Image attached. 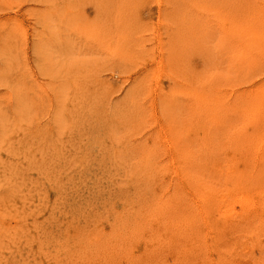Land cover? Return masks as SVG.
<instances>
[{"label":"rangeland","instance_id":"obj_1","mask_svg":"<svg viewBox=\"0 0 264 264\" xmlns=\"http://www.w3.org/2000/svg\"><path fill=\"white\" fill-rule=\"evenodd\" d=\"M263 34L264 0H0V264H264Z\"/></svg>","mask_w":264,"mask_h":264},{"label":"bare ground","instance_id":"obj_2","mask_svg":"<svg viewBox=\"0 0 264 264\" xmlns=\"http://www.w3.org/2000/svg\"><path fill=\"white\" fill-rule=\"evenodd\" d=\"M242 1H243V0H242ZM232 2H233V1H232ZM222 3H223V2H222ZM235 3H236V2H235ZM207 4H208V2H207ZM237 4H238V3H237ZM224 5H225V4H224ZM207 7H208V6H207ZM209 7H210V6H209ZM213 7H214V6H213ZM226 8H228V7H226ZM232 8H233V7H232ZM234 8H235V7H234ZM254 8H255V7H254ZM206 9H207V8H206ZM214 9H215V8H214ZM221 10H222V9H221ZM229 10H230V9H229ZM223 13H224V12H223ZM226 13H227V11L225 12V14H226ZM233 14H234V13H233ZM254 14H255V13H254ZM234 15H235V14H234ZM249 16H251V14H250ZM243 17H244V16H243ZM243 17H242V18H243ZM229 18H230V17H229ZM250 18L252 19V18H254V17L251 16ZM219 19H220V18H219ZM248 21H249V20H248ZM235 23H236V22H235ZM235 25H236V24H235ZM235 25H234V26H235ZM253 25H254V24H253ZM237 26H238V24H237ZM225 27H226V26H225ZM245 27H246V26H245ZM252 27H253V26H252ZM234 28H235V27H234ZM234 28H233V29H234ZM238 28H239V27H238ZM238 28H237V30H239ZM240 28H242V27H240ZM231 30H232V28H231ZM241 30H242V29H241ZM223 31L225 32V30H223ZM245 31H247V30H245ZM249 32H250L251 34L253 33L252 31H249ZM225 33H228V32H225ZM238 33H239V32H238ZM247 33H248V32H247ZM255 33H256V32H255ZM205 34H208V33H205ZM232 34H234V33H232ZM236 34H237V33H236ZM251 34H250V35H251ZM225 35H226V34H225ZM238 35H239V34H238ZM242 35H243V34H242ZM246 35L248 36V34H246ZM263 35H264V34H263ZM247 36H246V37H247ZM255 36H256V35L254 34L253 37L255 38ZM199 37H201V36H199ZM229 38H230V37H229ZM235 39H236V38H235ZM247 39L250 40V37H248ZM222 40H223V39H222ZM236 40H237V39H236ZM236 40H235V41H236ZM249 40H248V41H249ZM252 40H254V39H252ZM237 41H238V40H237ZM242 41H243V40H242ZM248 41H247V42H248ZM130 42H131V41H130ZM251 42H255V41H251ZM251 42H250V43L248 42V43H249V46H250ZM241 43H244V42H241ZM253 44L255 45V43H253ZM254 45H251V46H254ZM255 46H257V45H255ZM255 46H254V47H255ZM263 46H264V45H263ZM187 48H188V47H187ZM250 49H252V48L250 47ZM250 49H248L249 52H250ZM259 49H260V48H259ZM248 54H249V53H248ZM175 59H176V58H175ZM255 59H256V58H255ZM167 65H168V64H167ZM254 89H255V88H254ZM180 92H181V91H180ZM252 92H253V91H252ZM254 92H255V91H254ZM254 92H253L252 95H254ZM178 93H179V92H178ZM255 95L257 96V94H255ZM255 95H254V96H251V99H252L253 97H255ZM257 97H258V96H257ZM260 97H261V96H260ZM174 98H176V97H174ZM251 99H250V100H251ZM254 99H255V98H254ZM256 99H258V98H256ZM252 100H253V99H252ZM258 101H259V100H258ZM172 102H173V101H172ZM200 102H201V101H200ZM211 102H212V101H211ZM251 102H252V101H251ZM253 102H257V101H253ZM259 103H260V102H259ZM194 104H195V103H194ZM252 104H253V103H252ZM198 105H199V104H198ZM192 106H193V105H192ZM208 107H209V106H208ZM238 107H239V106H238ZM252 107H254V106H252ZM252 107H251V111H254V110H255V107H254V108H252ZM196 108H197V107H196ZM202 108H204V107H202ZM262 108H263V107H262ZM262 108H261V109H262ZM235 109H236V108H235ZM252 109H254V110H252ZM187 110H188V109H187ZM196 110H197V109H196ZM210 110H211V109H210ZM214 110H215V109H214ZM218 110H219V109H218ZM203 111H204V110H203ZM257 111H258V110H257ZM242 112H243V111H242ZM245 113H246V112H245ZM251 113H252V112H251ZM263 113H264V112H263ZM195 114H196V113H195ZM206 114H207V113H206ZM237 114H238V112H237ZM239 114H240V113H239ZM247 114H250V113H247ZM200 115H201V114H200ZM224 115H225V114H224ZM234 115H235V114H234ZM244 115H245V114H244ZM216 116H218V115H216ZM221 116H222V115H221ZM226 116H227V115H226ZM241 116H242V115H241ZM248 116H249V115H248ZM253 116H254V115H253ZM261 116H263V115H261ZM199 117H202V116H199ZM227 117L229 118V116H227ZM239 117H240V116H239ZM255 117H256V116H255ZM219 118H220V117H219ZM258 118H260V117H257V119H258ZM222 119H225V118L223 117ZM229 119H230V118H229ZM229 119H227V120H225V121L228 122ZM232 119H233V118H232ZM250 119H251V118H250ZM254 119H256V118H254ZM257 119L255 120L256 123H257ZM262 119H263V118H262ZM239 120H241V119H239ZM258 120H259V119H258ZM211 121H212V120H211ZM222 121H224V120H222ZM197 122H198V121H197ZM227 122H226V123H227ZM198 123H199V122H198ZM211 123H212V122H211ZM211 123H210V124H211ZM216 123H218V122H216ZM222 123H223V122H222ZM235 123H236V122H235ZM250 123H252V122L250 121ZM250 123H249V124H250ZM256 123L254 122L255 125H256ZM258 123H259V122H258ZM261 123H262V121H261ZM252 124H253V123H252ZM202 125H203V124H202ZM207 125H209V124H207ZM227 125H228V124H227ZM263 125H264V124H263ZM221 126H222V125H221ZM243 126H244V125H243ZM245 126H246V125H245ZM245 126H244V127H245ZM247 126H248V123H247ZM253 126H254V125H253ZM223 127H225V126H223ZM230 127H231V126H230ZM257 127H258V126H257ZM263 127H264V126H263ZM190 128H191V127H190ZM242 128H243V127H242ZM242 128H241V129H242ZM233 129H234V128H233ZM262 129H263V128H262ZM194 131H195V130H194ZM217 131H218V130H217ZM232 132H233V131H231V133H232ZM237 132H239V131H237ZM225 133H226V132H225ZM244 133H245V132H244ZM198 134H199V133H198ZM216 134H217V133H216ZM226 134H227V133H226ZM235 134H236V133H235ZM246 135H247V134H246ZM246 135H243V138H244V136H246ZM248 135H249V134H248ZM199 136H200V135H199ZM236 136H237V135H236ZM218 137H219V136H218ZM225 137H226V135H225ZM238 137H239V135H238L237 137H235V138H238ZM240 137L242 138V135H241ZM248 137H249V136H248ZM198 138H199V137H198ZM226 138H227V137H226ZM235 138H232V139L235 140ZM200 139H201V138H200ZM210 139H211V138H209V141H210ZM250 139H251V138H250ZM229 140H230V139H229ZM241 140H242V139H241ZM258 140H260V139L258 138ZM202 141H203V139H202ZM232 141H233V140H232ZM239 141H240V140H239ZM243 141H244V140H243ZM247 141H248V140H247ZM249 141H250V140H249ZM251 141H252V140H251ZM200 142H201V141H200ZM206 142L208 143V141H206ZM237 142H238V141H237ZM237 142L234 141V143H237ZM201 143H202V142H201ZM244 143H245V142H244ZM210 144H211V143H210ZM231 144H232V143H231ZM231 144H230V145H231ZM261 144H262V143H261ZM199 145H200V143H199ZM221 146H222V145H221ZM208 147H209V145H208ZM211 147H212V146H211ZM232 147H233V146H232ZM236 147H238V146H236ZM189 148H190V147H189ZM234 148H235V147H234ZM234 150H235V149H234ZM237 150H239V149H237ZM201 151H204V150H201ZM207 151H208V149H207ZM211 151H212V150H211ZM242 151H243V150H242ZM240 152H241V151H239V153H240ZM254 152H255V151H254ZM195 153H196V152H195ZM198 153L200 154V152H198ZM208 153H209V154H213V153H210V152H208ZM244 153H245V152H244ZM263 155H264V154H263ZM199 156H200V155H199ZM201 156H203V155L201 154ZM207 156L210 157L209 155H207ZM234 156H235V154H233V158H234V159H235V158H238V156H236V157H234ZM260 156H261V155H260ZM231 157H232V156H231ZM245 157H246V156H245ZM245 157H244V158H245ZM248 157H249V156H248ZM192 158H193V157H192ZM213 158H214V157H213ZM233 158H231V159L233 160ZM239 158H240V157H239ZM180 159H181V158H180ZM184 159H185V157L183 158V160H184ZM205 159H206V158H205ZM211 159H212V158H211ZM253 159H255V157H254ZM213 160H214V159H213ZM232 160H231V161H232ZM235 160H236V159H235ZM242 160H243V159H242ZM185 161H187V160H185ZM240 161H241V160H239V161H237V162L241 163ZM216 162H217V161H216ZM235 162H236V161H235ZM250 162H251V161H250ZM259 162H260V161H259ZM189 163H192V162H189ZM211 163H212V162H211ZM198 164H199V165H202V164H200V163H198ZM216 164H217V163H216ZM218 164H219V163H218ZM232 164H233V163H232ZM185 165H186V164H185ZM233 165H235V164H233ZM245 165H246V164H245ZM249 165H250V164H248V166H249ZM216 166H217V165H216ZM248 166H247V167H248ZM250 166H251V165H250ZM197 167H198V166H197ZM229 167H230V166H229ZM232 167H233V166H232ZM242 167H243V166H242ZM242 167L240 168L239 166H237V168L234 169V170H230V169L227 170V171H226V169H224V170H225L227 173H229L230 171H231V173L235 172L234 174H236V172H239V173L241 172V173H243V172H242L243 170H239V169H238V168L242 169ZM252 167H253V166H252ZM254 167H255V165H254ZM187 168H188V167H186V169H187ZM214 168H215V166L213 165V169H214ZM224 168H225V167H224ZM230 168H231V167H230ZM233 168H234V167H233ZM222 169H223V168H222ZM187 170H188V169H187ZM259 170H261V169L259 168ZM262 170H264V169L262 168ZM192 171H193V170H192ZM217 171H218V169H217ZM217 171H215V172H217ZM219 171H220V170H219ZM222 171H223V170H222ZM225 171H224V172H225ZM228 171H229V172H228ZM250 171H252V169H250ZM204 172H205V171H204ZM248 172H249V171H248ZM263 172H264V171H263ZM199 173H201V172H199ZM219 173H221V171H220ZM219 173H218V174H219ZM239 173L237 174L238 177H239ZM223 174H224V173H223ZM229 175H230V174H229ZM240 175H241L242 178L244 179L243 175H242V174H240ZM227 178H228V177H227ZM196 179H197V178H196ZM187 180H188V179H187ZM249 180H250V179H249ZM249 180H248V182H249ZM195 181H196V180H195ZM214 181H215V180H214ZM216 181H217V180H216ZM246 181H247V180H246ZM206 182H207V181H206ZM194 183H196V182H194ZM213 183H215V182H213ZM242 183H243V182H242ZM247 184H248V183H247ZM249 184H251V183H249ZM179 185H180V184H179ZM208 185H209V184H208ZM177 186H178V185H177ZM205 187H206V186H205ZM208 188H209V187H208ZM208 188H207V189H208ZM228 188H229V187H228ZM228 188H227V189H228ZM178 189H179V188H178ZM194 189H195V188H194ZM209 189H211V188H209ZM213 189H214V188H213ZM181 190H182V189H181ZM211 190H212V189H211ZM236 190H237V189H236ZM177 191H178V190H177ZM193 191H194V190H193ZM230 191H231V190H230ZM237 191H238V190H237ZM179 192H181V191H179ZM203 192H205V191H203ZM203 192H202V193H203ZM233 192H235V191H233ZM207 193H208V192H207ZM255 193H256V192H255ZM172 194H173V193H172ZM176 194H178V193H176ZM231 194H233V193H231ZM169 195H170V194H169ZM202 195H204V194H202ZM224 195H225V194H224ZM255 195H256V194H255ZM174 196H175V194H174ZM194 196H196V195H194ZM197 196H198V195H197ZM207 196H208V195H207ZM215 196H216V194H215L214 196H213V194H211L210 197H211V198L214 197V198H213V201H210L211 203H208V202H207V204L204 202V204L207 205V206L204 205L205 207L202 205L203 208H205L203 212H205L206 215H209V214H210V217H212L211 215H212L213 212H214V208H215V209H217L218 207L220 208L221 205H222V207H224V210L226 209L225 207H227V210H228L230 207H231L230 209L235 208V207H234V204H235V203H232V204H225V203L227 202V201H226L227 199L223 198V197H224L223 195H222V196H223L222 198L219 197V198H221V199H215ZM262 196H263V197H261V200L258 201L259 203L257 202L258 205H254V203H252V204H253L254 206H259V204H260L261 207H262V205L264 206V202H263V200H264V191H263V195H262ZM182 197H183V196H182ZM229 197H230V196H229ZM247 197H248V196H247ZM176 198H177V197H176ZM189 198H190V197H189ZM216 198H218V196H217ZM244 198H246V197H244ZM244 198L242 199V201H244ZM168 199H169V198H168ZM168 199H167V200H168ZM170 199H172V198H170ZM170 199H169V201H171ZM180 199H181V198H180ZM196 199H197V197H196ZM205 199H206V198H205ZM176 200H177V199H176ZM183 200H184V199H183ZM202 200H203V198H202ZM215 200H219V201H215ZM251 200H252V199H251ZM184 201H185V200H184ZM249 201H250V200H248V202H249ZM166 202H167V201H166ZM176 202H177V201H176ZM179 202H181V201H179ZM182 202H183V201H182ZM250 202H251V201H250ZM191 203H192V202H191ZM191 203H190V204H191ZM229 203H230V201H229ZM180 204H181V203H180ZM182 204H183V203H182ZM184 204H185V203H184ZM245 204H246V203H244V205H245ZM247 204H248V203H247ZM247 204H246L247 207H248V206H252V205H247ZM165 205H166V204H165ZM165 205H164V203H163V206H165ZM170 205H171V204H170ZM192 205H193V204H192ZM197 205H198V204H197ZM219 205H220V206H219ZM244 205H243V208H242L243 210H244ZM172 206H173V204H172ZM174 206H176V205H174ZM185 206H186V205H185ZM254 206H253V207H254ZM166 207H167V206H166ZM169 207H170V206H169ZM177 207L179 208V206H177ZM188 207H189V206H188ZM222 207H221V209H222ZM161 208H162V207H161ZM163 208H164V207H163ZM203 208H202V210H203ZM219 208H218V209H219ZM258 208H259V207H258ZM175 209H176V208H175ZM218 209H217V212H218ZM242 209L240 208V210H242ZM250 209H251V210H250ZM262 209H263V208H262ZM171 210H172V208H171ZM173 210H174V209H173ZM185 210H186V209H185ZM219 210H220V209H219ZM249 210H250L253 214H255V212H256V211H255V207H254V208H249ZM252 210H253V211H252ZM256 210H257V209H256ZM165 211H166V209H165ZM168 211H170V210H168ZM176 211H178V210H176ZM176 211L174 210V212H176ZM182 211H184V210L182 209ZM247 211H248V210H247ZM247 211H246V212H247ZM159 212H160V211H159ZM206 212H207V213H206ZM238 212H240V211H238ZM238 212H237V213H238ZM251 212L249 213V215L251 214ZM162 213H163V212H162ZM169 213H171V212H169ZM181 213H182V212H181ZM181 213H180V214H181ZM185 213H186V211H185L182 215H184V217L186 216L185 218H188V217H187V216H188V215H187L188 213H187L186 215H185ZM221 213H222V212H221ZM221 213H220V214H221ZM180 214L178 215L179 217L176 216V217H178L179 219H180V217H181ZM233 214H234V213H233ZM235 214H236V213H235ZM242 214H243V213H242ZM162 215H163V214H162ZM166 215H167V214H166ZM172 215H173V214H172ZM194 215H196V214H194ZM201 215H202V214H201ZM213 216H215V215H213ZM172 217H174V215H173ZM172 217H171V218H172ZM182 217H183V216H182ZM182 217H181V218H182ZM198 217H199V216H198ZM192 218H193V216H192ZM201 218H203V217H201ZM217 218H218V217H217ZM243 218H244V217H243ZM247 218H248V217L244 218V220L246 221ZM174 219H175V217H174ZM174 219H173V220H174ZM194 219H195V218H194ZM250 219H251V218L247 219V221L249 220V221L251 222L252 220H250ZM168 220H169V219H168ZM168 220H167V221H168ZM244 220H241V221L243 222ZM258 220H260V219L258 218ZM261 220H262V218H261ZM171 221H172V220H171ZM174 221H175V220H174ZM177 221L180 222V220H177ZM202 221H203V219H202ZM185 222H186V221H185ZM185 222L183 221L182 223L184 224ZM236 222H237V221H236ZM242 222H241V223H242ZM254 222H255V220L253 219V223H249V224H251V225H249V227L252 228V226L254 225ZM182 223H181V224H182ZM187 223H189L188 220H187ZM190 223H191V222H190ZM190 223H189V224H190ZM192 223H194V222H192ZM192 223H191V224H192ZM223 223H224V222H223ZM244 223H245V222H244ZM261 223H262V222H261ZM167 224H168V223H167ZM172 224H173V223H172ZM181 224H180V226H181ZM183 224H182V225H183ZM185 224H186V223H185ZM191 224H190V225H191ZM201 224H202V222H201ZM169 225H171V222H170ZM177 225H179V223H177ZM177 225L175 224L173 227L175 228V226L177 227ZM192 225H193V224H192ZM192 225H191V226H192ZM198 225H199V224H198ZM187 226H189V225L187 224ZM187 226H186V228H187ZM194 226H195V228L197 227L196 225H194ZM194 226H193V227H194ZM243 226H244V225H243ZM246 226H247V225H246ZM165 227H166V226H165ZM165 227H164V228H165ZM173 227H172V228H173ZM255 227H256V226H255ZM255 227H253V228L255 229ZM177 228H178V227H177ZM177 228H176V229H177ZM183 228H184V227H183ZM161 229H162V227H161ZM184 229H185V228H184ZM191 229H192V228H190V230H191ZM193 229H194V228H193ZM193 229H192V230H193ZM197 229H198V228H197ZM249 229H250V228H249ZM254 229H251V230L254 231ZM171 230H173V229H171ZM171 230H170V231H171ZM180 230H181V228H180ZM185 230H186V229H185ZM185 230H182V232L185 231ZM190 230H189V232H190ZM229 230H231V229H229ZM258 230H259V229H258ZM173 231H174V230H173ZM173 231H172V232H173ZM252 231H251V232H252ZM255 231H256V230H255ZM255 231H254V232H255ZM177 232H178V229H177ZM159 233H160V232H159ZM165 233H166V232H165ZM167 233H168V232H167ZM174 233H176V230H175ZM178 233H179V232H178ZM180 233H181V232H180ZM180 233H179V234H180ZM200 233H201V232H200ZM217 233H218V232H217ZM252 233H253V232H252ZM156 234H157V233H156ZM179 234H178V237H180ZM181 234H182V233H181ZM181 234H180V235H181ZM185 234H186V232H184L182 235H185ZM193 234H194V232H193ZM240 234H241V233H240ZM240 234H237V235H240ZM244 234H245V233H244ZM157 235H158V234H157ZM196 235H197V234H196ZM185 236L189 237L190 234H189V236H188V234L185 235ZM185 236H182V237L185 238ZM192 236H193V235H192ZM192 236H190V237L192 238ZM194 236H195V235H194ZM208 236H209V235H208ZM216 236H217V235H216ZM260 236H261V235H260ZM182 237H180V238L183 239ZM190 237H189V238H190ZM203 237H204V236H203ZM211 237H212V236H211ZM148 238H149V237H148ZM148 238H147V240H148ZM157 238H159V237H157ZM169 238H171V237H169ZM172 238H173V237H172ZM176 238H177V236H176ZM196 238H197V236H196ZM181 239H180V240H181ZM185 239H186V238H185ZM193 239H194V238H193ZM149 240H150V239H149ZM151 240H152V239H151ZM156 240H157V239H156ZM174 240H176V239L174 238ZM188 240H190V239H188ZM194 240H196V239H194ZM194 240H193V242H192V241H191V242L194 243ZM204 240H205V239H204ZM185 241H186V240H185ZM176 242H177V241H176ZM179 242H180V241H179ZM189 242H190V241H189ZM204 242H205V241H204ZM180 243H182V242H180ZM183 243H184V242H183ZM253 243H254V242H253ZM184 244H185V243H184ZM187 244H188V243H187ZM190 244H191V243H190ZM190 244H189V245H190ZM210 244H211V243H210ZM210 244H209V245H210ZM166 245H167V244H166ZM168 245H169V244H168ZM176 245H177V244H176ZM242 246H243V245H242ZM183 247H184V246H183ZM183 247H182V248H183ZM209 247H210V246H209ZM251 247H252V246H251ZM167 249H168V248H167ZM171 249H172V248H171ZM197 249L199 250V248H197ZM161 250H162V249H161ZM188 250H190V248H189ZM198 250H197V251H198ZM200 250H201V249H200ZM230 250H231V249H230ZM250 251H251V250H250ZM159 252H160V251H159ZM201 252H202V251H201ZM201 252L198 251L197 253H201ZM206 252H207V251H206ZM228 252H229V251H228ZM263 252H264V250H263ZM203 253H204V252H203ZM229 253H230V252H229ZM262 254H263V253H262ZM148 255H149V254H148ZM156 255H157V254H156ZM198 255H199V254H198ZM229 255H231V254H229ZM118 256H119V255H118ZM158 256H159V255H158ZM242 256H243V255H242ZM190 257H191V256H190ZM192 257H193V256H192ZM230 257H231V256H230ZM116 258H117V257H116ZM146 258H147V257H146ZM158 258H159V257H158ZM180 258H181V257H180ZM193 258H194V257H193ZM193 258H192V259H193ZM198 258H199V257H198ZM204 258H205V257H204ZM134 259H135V257H134ZM188 259H189V258H188ZM223 259H224V258H223ZM186 260H187V259H186ZM196 260H197V259H196ZM198 260H199V259H198ZM202 260L204 261V259H202ZM220 260H222V259H220ZM133 261H135V260H133ZM142 261H143V260H142ZM178 261H179V260H178ZM192 262H193V261H192ZM259 262H260V261H259ZM143 263H144V262H143ZM183 263H184V262H183ZM194 264H195V263H194ZM201 264H202V263H201ZM220 264H222V263H220ZM227 264H228V263H227Z\"/></svg>","mask_w":264,"mask_h":264}]
</instances>
